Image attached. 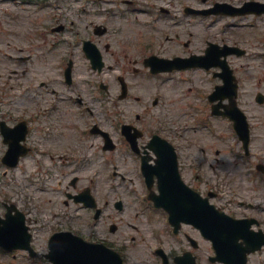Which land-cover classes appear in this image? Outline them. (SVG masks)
<instances>
[{
    "label": "rangeland",
    "instance_id": "obj_1",
    "mask_svg": "<svg viewBox=\"0 0 264 264\" xmlns=\"http://www.w3.org/2000/svg\"><path fill=\"white\" fill-rule=\"evenodd\" d=\"M130 1L132 3L127 4L124 0H0V89L3 84L12 87L18 83L19 87L30 85L37 92V96L29 102L28 94L22 98L24 92L16 93L14 88V96L18 95L19 98L15 97L14 102L5 100L4 104L7 108L25 104L33 112L37 104L45 109L46 102H49L50 108L56 102V112L50 110L51 114H48L51 115V123L55 126L65 123L75 143L80 135L78 131L87 130L92 120H97L108 130H116L117 124L124 120L134 121L148 131H159L174 140L184 179L196 186V164L200 159L209 160L204 164L207 174L211 172L209 163L216 167L219 165L214 150L220 147V138L210 133L217 132L218 127L224 132L229 129L214 119L215 130H208L197 117L199 112L196 109L204 111L205 107L203 97L197 93L201 91L203 94L212 88L213 77L196 70L163 76L147 75V72L134 75L133 68L139 66L135 60L140 63L151 51L169 57L196 52L203 49L205 39L214 38V33L221 27L248 23L252 17L237 15L229 19L227 15L188 14L184 10L188 5L209 7L217 0ZM228 1L237 3L242 0ZM138 17H143L145 24H138ZM60 24L64 25L61 31L49 30L51 26ZM97 25L106 26L107 30L96 34L94 30ZM84 37L96 42L102 52L106 66L100 73L91 68L83 55L84 51H81L80 42ZM46 40L48 42L45 43ZM186 41H190L188 47L184 45ZM55 47L62 50L63 54L51 55L53 57L49 62L42 54L46 53V49ZM18 54H31L30 62H20ZM69 59L74 62L72 86L61 83L57 74L61 76L60 67L64 69ZM46 62L48 69L43 65ZM22 69L27 70L23 72ZM47 72L52 73L49 76ZM120 74L125 75L131 86L132 97H140L141 101L133 98L118 102ZM240 75L244 79L240 102H243L244 110L250 116L252 114L255 122L258 117L255 93L261 89L253 84V80L263 76L247 68ZM39 80H45V84L39 85ZM101 81L108 85V91L100 88ZM54 89L57 93L53 92ZM71 92L73 100L68 96ZM2 95L3 91H0V97ZM77 95L85 102L81 107L75 103ZM155 96L162 98L157 105L152 103ZM88 108L94 112L92 116ZM139 113L142 116L140 121L136 120V114ZM46 118L47 115L40 116L41 127ZM54 124L50 133L54 130ZM91 139H86L85 149L81 155H77L86 162L84 167L71 168L64 165L68 164L63 161L65 157L60 159L58 155L51 154L50 159L35 151L13 169L0 166V201L7 198L8 202L15 203L26 213L35 236L34 247L39 253L36 258H28L27 253L20 250L17 252L20 254L18 257L11 258V254L0 251V264H49L44 256L48 252L47 237L53 231L63 229L72 230L89 241L106 242L122 253L125 264H161L155 254L156 248L162 246L173 254L181 252L188 245L185 238L187 232L200 242L194 251L202 264H207L211 246L199 231L184 224L180 233L175 235L167 214L147 210L149 202L144 196L138 197L143 193L141 185L132 187L129 182H120L114 177L113 160L117 152L103 151L99 146L100 141L91 147ZM258 142L256 128L254 148ZM204 143L208 147L206 155L205 152L202 155L200 149ZM75 156L74 153L70 157ZM220 157L222 159L226 154ZM37 160L41 164H37ZM229 162L223 167L229 179L226 185L228 191L231 192L230 189L237 186L244 189L245 193H252L255 181H250L249 176L240 175L242 170L235 167L231 155ZM76 175L80 177V183L74 189L70 180ZM85 185L92 187L99 206L103 208L99 219L94 218V209L73 201L65 203V190L75 192ZM261 185L259 194L262 197L257 204L261 203L262 209H258L257 215L264 216V183ZM119 199L124 202L123 210L114 206V202ZM42 206L47 207L46 214L42 213ZM4 212L5 208L0 205V214ZM113 223L117 225L115 232L110 230ZM263 257L262 254H254L251 262Z\"/></svg>",
    "mask_w": 264,
    "mask_h": 264
},
{
    "label": "flooded vegetation",
    "instance_id": "obj_2",
    "mask_svg": "<svg viewBox=\"0 0 264 264\" xmlns=\"http://www.w3.org/2000/svg\"><path fill=\"white\" fill-rule=\"evenodd\" d=\"M259 2L262 8H264V0H256ZM254 16V15H253ZM225 33H227V38H224L217 41H210L206 39L205 43L208 45L212 43L217 49L218 53H221L226 48L223 45L237 46L238 50L234 51L230 55L227 56L226 61L228 66L233 70H238V65H240L241 59H254V58H262L264 59V13L259 14L257 16L256 22L253 23L252 28L245 27L243 25H235L232 27H228L227 29H223ZM238 36V37H236ZM188 42L185 46H189ZM222 46V47H221ZM244 49V50H243ZM1 52V51H0ZM205 52V49L202 51H196V54L202 55ZM195 52H189V54H184L181 56H189ZM174 57V56H173ZM17 59L21 62V60H29L31 56L29 55H17ZM217 61L212 62V66L209 68H204L205 70L212 71V75L216 78L218 77V73L222 70L220 65L216 64ZM261 70H264V62L262 66L258 67ZM137 69L138 74H140L141 70ZM144 69V68H143ZM196 69H202L201 67H196ZM25 72L27 69H22ZM20 71V70H19ZM49 76L51 75L50 72ZM136 73H133L136 75ZM1 74V71H0ZM66 81V79H65ZM67 82V81H66ZM238 85H240V79L237 80ZM264 80L259 81V85H261ZM71 84V82H67ZM45 80H39V85H44ZM16 88V93H23L22 98L26 94L29 95L30 100L37 96V92L30 85H22L19 87L18 83L12 87H8L3 84L2 91L3 95L0 97V164L5 165L3 155L8 150V142L19 140V145L23 152L27 151V155L31 154V152H41L43 155H46V158L51 154L58 155L60 159H63L64 165L70 166L71 168H79L86 166V162L83 158L78 157L77 155H81L83 150L85 149V145H87L86 139L92 137L91 140L100 141V146L104 149V137L98 133V131H94L92 129H97L98 126L102 128L97 122H93L91 127L95 125L89 131H78L79 137L76 138V143L74 142V137L70 131H68V126L63 124H58L55 126L54 123H51V114L49 111L51 110L53 113L56 112V102L52 104L50 108L49 102H46V108L41 109L37 104L34 111H31V108L27 105L22 106H14L12 108H7L4 104L6 102H14L15 97L19 98L18 95L14 96V91L12 89ZM131 86L128 85L127 96L124 99H119L118 94V102L122 101H130L132 98L131 94ZM56 93V90H53ZM264 93V92H263ZM224 95V92H220L218 96ZM208 102H211L208 95ZM218 98L216 102H222L219 108V111L225 112L227 111V106L230 105L229 102L225 99L220 100ZM135 100L140 101L137 97ZM160 100L158 99V102ZM78 102L82 103L81 98H78ZM241 107V103L237 102ZM212 105V104H211ZM258 117H257V126L253 127V129L257 128L258 135V146L255 145V148L252 150V142L250 140V149L245 146L244 141L239 137L236 130H233L234 121L227 116H223L218 114L220 119L226 120L229 129L225 132H220L219 137L220 147L215 148L214 154L215 159L218 161V166H214L212 163L210 165V173L207 174V169L204 167V164L209 161L207 158L200 159L196 164V190L203 196L208 197L210 202L214 204L220 211L226 212L228 215L237 218V219H246L244 221L245 227L255 232H251L252 236H264V216L257 215L258 209L261 208L260 205L257 204L258 200L262 197L259 194L261 183H264V102L258 103ZM46 116L43 127L39 125L40 116ZM142 116L137 117V120H141ZM80 120V118H79ZM138 121V122H139ZM73 123V121H72ZM128 124H135L136 122L127 121ZM54 124V130L50 133L51 126ZM123 124V123H122ZM122 124L116 126V132L118 131V135L116 136L115 144V152H117V156L115 158V168H116V178L120 182H129L130 185L141 184L145 187V192L143 195H146L150 192L148 186L146 185V178L142 172V163L143 159L148 160L149 163L156 164L157 154L155 151L148 147V144L151 142V139L155 134H160L163 137H167L160 132L148 131L147 128H143L144 134L138 139V149L135 150L130 142L124 137L122 134L121 126ZM98 125V126H97ZM67 126V127H66ZM70 127V126H69ZM232 127L233 132L230 130ZM250 129L252 130V126L250 124ZM230 132H232L231 136ZM48 133V134H46ZM42 135V136H39ZM51 135V136H49ZM252 132L250 131V136ZM33 138L34 144L31 141ZM169 139V138H168ZM230 140V141H229ZM174 142V141H173ZM177 148V147H176ZM228 148V149H227ZM231 148V150H229ZM259 148V150H258ZM211 150V147H210ZM257 151V152H256ZM202 152H205V147L202 148ZM252 152H256V154H252ZM76 154L74 158H71L73 154ZM70 154V156H66ZM226 154V157L222 158ZM22 156L18 164L27 156ZM203 155V154H202ZM230 155L234 158V165L237 169H241L242 172L240 175H244V177L249 176V180L254 182V189H251L252 193L244 191V189H240L237 186L230 189L231 192L228 191L226 185L229 181L226 176V170L223 168L226 163L229 162ZM249 157H253L250 161ZM205 160V162H204ZM38 163L41 161L37 160ZM220 162V163H219ZM97 163V159L95 160ZM135 171V173H134ZM134 173L133 176L131 175ZM155 185L153 188H156L157 177L154 175ZM79 182V179L76 180V185ZM225 182V183H224ZM157 190V189H156ZM8 202L2 203L3 206L6 207ZM251 223V224H250ZM241 241H244L243 239ZM245 244V243H244ZM264 252V246L257 251ZM255 253V252H254ZM252 253L251 255H253ZM250 261V258H249ZM220 264V263H213ZM250 264H264V259H260L258 263H250Z\"/></svg>",
    "mask_w": 264,
    "mask_h": 264
},
{
    "label": "water",
    "instance_id": "obj_3",
    "mask_svg": "<svg viewBox=\"0 0 264 264\" xmlns=\"http://www.w3.org/2000/svg\"><path fill=\"white\" fill-rule=\"evenodd\" d=\"M160 153H162V149H160ZM172 158L170 175L171 179H176L179 183L178 190L180 196L170 198V193L167 191L165 185L162 184L161 195L157 200V205H163L170 211L171 221L176 227L181 221H185L199 227L207 237L219 239L224 238L227 234H231V242H237L240 236L239 229L235 235H233V231L239 228V226L231 224V222L213 210L195 192L182 184L177 173L174 153ZM226 238L229 239V236H226ZM26 239L27 237L25 236L23 240ZM0 243L4 245L16 244L14 239H8L5 234L1 233ZM51 249L49 257L53 260L54 264H122L121 258L103 245L85 243L80 238H74L69 235L54 237ZM221 252L224 254V257H227L228 252L233 253V250L224 248ZM185 258H190L192 264H195L189 254L180 257L181 260Z\"/></svg>",
    "mask_w": 264,
    "mask_h": 264
},
{
    "label": "bare ground",
    "instance_id": "obj_4",
    "mask_svg": "<svg viewBox=\"0 0 264 264\" xmlns=\"http://www.w3.org/2000/svg\"><path fill=\"white\" fill-rule=\"evenodd\" d=\"M105 2H108L110 0H104ZM162 4L165 5V3L162 1ZM138 24L140 25H143L145 24L144 23V18L143 17H138L137 21H136ZM9 36V35H8ZM59 53H62V51L58 48H55V49H51L48 51V55H56V54H59Z\"/></svg>",
    "mask_w": 264,
    "mask_h": 264
}]
</instances>
